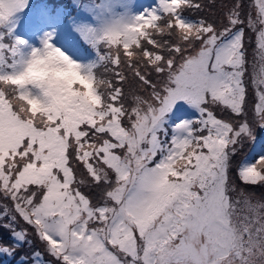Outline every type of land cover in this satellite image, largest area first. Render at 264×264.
<instances>
[{
  "label": "snow or ice",
  "instance_id": "6c2138e0",
  "mask_svg": "<svg viewBox=\"0 0 264 264\" xmlns=\"http://www.w3.org/2000/svg\"><path fill=\"white\" fill-rule=\"evenodd\" d=\"M74 4L0 0V255L264 264V144L234 165L264 130V0L220 25L201 0Z\"/></svg>",
  "mask_w": 264,
  "mask_h": 264
},
{
  "label": "trees",
  "instance_id": "16d2710c",
  "mask_svg": "<svg viewBox=\"0 0 264 264\" xmlns=\"http://www.w3.org/2000/svg\"><path fill=\"white\" fill-rule=\"evenodd\" d=\"M201 2L205 4L206 7L203 11L195 13V15L206 16L209 20L215 21L217 25H220L221 16L224 12L222 0H201ZM32 3L34 6L33 11L38 8L47 7L49 9H54L61 14L74 15L76 13L74 0H32ZM3 235L5 237V242L11 243V241L8 239V232L6 229L3 230ZM30 239L33 241V243L31 245H24L14 257L0 255V264H25V262L21 260V257L29 255L34 249L43 251L44 245L37 238L31 236ZM45 258L47 259V256H45ZM28 264H31L30 260Z\"/></svg>",
  "mask_w": 264,
  "mask_h": 264
},
{
  "label": "rangeland",
  "instance_id": "374dc122",
  "mask_svg": "<svg viewBox=\"0 0 264 264\" xmlns=\"http://www.w3.org/2000/svg\"><path fill=\"white\" fill-rule=\"evenodd\" d=\"M137 4L139 5H144V6H148L149 4L153 3V0H136ZM233 0H222V7H224V12L221 16V23L223 22V17H224V13L227 11V9L229 7H231ZM245 3L247 5L248 0H245ZM247 11V7L245 9ZM85 47H87L85 45ZM248 47V59L249 62L251 63L253 56H254V49L256 47L255 45V39L253 37L252 42L249 43L247 45ZM136 87V82L133 80H130L128 82V84L126 85V88L128 89H132ZM256 103V96H255V92L251 87V84L249 83V98H248V115L249 118L251 119L252 115H253V109H254V105ZM218 114H222L225 117H228V113L226 111H224L222 108L221 109H217ZM257 142L256 144H253L250 141L245 142L243 148L241 149V151L237 154V156L234 159V165L239 163L242 159H244L245 157L248 158H252L255 159L257 152H258V144H264V130H261L259 128H257ZM232 178L234 180V182L240 186V187H246L245 185H243L239 179V177L236 175V171H235V167L233 168V172H232ZM248 191L250 192H255L256 194H260L261 192H264V187H248L247 188Z\"/></svg>",
  "mask_w": 264,
  "mask_h": 264
}]
</instances>
